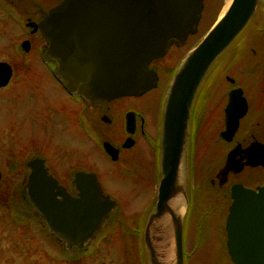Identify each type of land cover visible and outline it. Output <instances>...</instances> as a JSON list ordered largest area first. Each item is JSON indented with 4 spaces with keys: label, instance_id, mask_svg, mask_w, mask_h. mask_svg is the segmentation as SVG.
Masks as SVG:
<instances>
[{
    "label": "water",
    "instance_id": "1",
    "mask_svg": "<svg viewBox=\"0 0 264 264\" xmlns=\"http://www.w3.org/2000/svg\"><path fill=\"white\" fill-rule=\"evenodd\" d=\"M258 3L231 0L182 59L168 86L160 131L157 202L147 229L160 221L164 245L171 243V247L160 260L147 233L152 264H184L185 147L193 99L215 61L252 19ZM203 7V0H61L38 24L47 42L42 57L57 62L55 76L69 93L92 103L140 96L156 85L157 75L149 64L163 57L171 44L183 45L196 32ZM9 75L10 67L0 62V87ZM246 111L242 89L236 88L225 109V139L233 136ZM106 150L112 153L107 145ZM27 167L25 195L49 232L68 249L82 248L103 227L115 202L101 196L94 173L75 175L79 197L74 198L48 173L44 159L32 158ZM232 200L225 223L230 260L264 264V185L257 191L236 185Z\"/></svg>",
    "mask_w": 264,
    "mask_h": 264
},
{
    "label": "flooded vegetation",
    "instance_id": "2",
    "mask_svg": "<svg viewBox=\"0 0 264 264\" xmlns=\"http://www.w3.org/2000/svg\"><path fill=\"white\" fill-rule=\"evenodd\" d=\"M60 1L35 0V3H33L30 0H10L13 5H18L17 7L12 6L16 11L12 16L17 20L15 26L19 28L22 38L18 41L19 55H15L14 63L0 61L10 67L7 83L0 87V91L3 90L4 92V89L13 82L15 72L22 76L21 82H24L30 73H35L36 85L42 82L46 86L45 91H47V88L49 90L53 89L52 93H48L50 96H54L52 101H55V99H57V102L63 100L59 103L60 108L56 109V114L58 117L60 113L62 114L63 118L60 117L59 119L66 126L64 128L66 130L70 129V132L77 138L73 141L64 139L63 143L68 144V146L72 144L74 148H77L79 141L81 145V148H78L81 151L80 155H90L89 151L85 149L86 145H88L87 148L90 147L91 151L95 147L102 150L104 155H117L114 162L121 161L125 169L127 164L122 161L123 159L121 160V155H151L154 165L150 167L149 171H153L159 177L158 181L156 179V189L152 198L146 204L141 201L140 204H142H139L132 213L127 215L120 203L104 190L96 171L88 166L78 168L72 172L73 177L69 180V183L64 185L51 174L45 162L48 173L56 178L67 193L74 198L79 197L75 175L78 172L94 173L102 190L101 196L112 199L115 202V207L103 227L82 248L68 249L57 235L49 232L41 217L36 215V220L40 223L41 228L45 229L59 245L54 255H50L48 252L45 254V249H43L47 260L40 256L39 260H42L40 264H51L52 261H54L52 264H93L100 254L110 251L111 248L114 250L113 264H152V257L149 255L148 244L145 240L147 233L150 243L154 245L157 251L156 257L158 256L159 259H163L167 248L171 247V243L164 245L165 233L162 231L160 221L153 223L150 230L147 229L149 217L156 206L160 180L158 159L165 95L182 59L201 38L192 44L173 68H167L165 65L163 70L169 72L170 76L159 95L157 104L141 103V99L159 89L161 82L160 69L162 68L158 62L166 55L154 59L149 64V69L157 75L154 88L140 96L120 97L107 102L92 103L83 96L70 94L55 77L54 72L57 68V62L51 58L44 59L41 55L47 47V42L39 30L38 24L45 18L48 11ZM196 33L197 30L194 34H190L183 45L171 44L166 53L168 54L170 50L179 52ZM32 49H35L36 56L34 58L36 63L30 61L28 56ZM255 53L256 51L253 49L252 54ZM221 71L222 75L223 70ZM221 75L210 82L209 86L198 89L189 114L185 147L187 211L182 222L184 264H188L187 244L190 226L189 217L192 209L197 207L199 213L204 217L216 215L221 213L222 210L226 212L223 219V239L220 241L224 245L218 249L225 250L228 253L225 223L229 214V207L233 201L232 188L241 185L246 189L257 191L259 187L264 185V88L250 89V93H246V90L236 83V78L229 76H225V80L230 84V87L221 88L218 86ZM236 88L242 89L247 111L240 118L238 128L233 136L227 140L223 137L226 127L225 109L230 93ZM130 99L133 102H130ZM123 101H126V103H119ZM106 145L112 153L107 152ZM45 151L46 148L43 145L40 146L38 151L34 149L35 153L32 152L31 155L37 156L27 160L26 167L28 161L32 158L43 159L38 155H43ZM197 162H199V165L196 164ZM195 167H197L198 172L195 171ZM140 175L138 177L141 178ZM22 198L27 199L25 192H22ZM9 221L13 224L14 218L11 216ZM197 229L199 231V246L203 240L216 241L218 239L212 232L204 233L202 223L199 224ZM199 246L196 249H201ZM210 249L218 250L215 248V244ZM100 259H103V257ZM6 264H14V261L9 260ZM15 264H30V262H17ZM101 264H106V262L101 261Z\"/></svg>",
    "mask_w": 264,
    "mask_h": 264
},
{
    "label": "rangeland",
    "instance_id": "3",
    "mask_svg": "<svg viewBox=\"0 0 264 264\" xmlns=\"http://www.w3.org/2000/svg\"><path fill=\"white\" fill-rule=\"evenodd\" d=\"M203 1L204 7L197 33L179 52L170 50L158 62L162 68L160 69V87L157 91L144 96L141 103H158L159 95L170 76L169 72L163 70L165 65L167 68H173L192 44L196 43L211 27L218 16L226 11L231 2V0ZM30 2L35 3V0H30ZM11 4L10 0H0V61L14 63L15 55H19L18 41L22 36L19 28L15 26L17 20L12 16L15 11L12 6L17 7L18 5ZM253 49L256 51L255 54H252ZM34 51L35 49H32L28 56L30 61L36 63ZM221 70H223L222 75ZM219 75L221 78L218 86L221 88L230 87L225 76L236 78V83L245 89L246 93H250V89L264 88V0H259L252 19L215 61L201 87L209 86L210 82ZM35 79V73H30L26 80L21 82L22 76L15 72L13 82L8 86L9 89L6 87L4 92L0 91V171L2 174L0 180V264H6L9 260L14 261V264L17 262L40 264L42 261L39 260L40 256L47 260L43 249H45V254L48 252L54 255L59 247L37 222L36 211L28 203V199L22 198L29 172L26 162L31 157L37 156L31 155L34 149L38 151L40 146H45L46 151L38 156L45 160L51 174L64 185L69 183L73 177L72 172L78 168L88 166L96 171L104 190L120 203L127 215L132 213L141 201L146 204L152 198L159 177L158 174L149 171L154 165L151 155H121V160L123 159L122 161L127 164H125L126 170L121 161H112L98 148L94 147L91 151L86 145L85 149L90 155H80L79 141L77 148H74L72 144L68 146L63 143L64 139L71 141L77 139L70 129L64 128L66 126L59 119L63 118L62 114L60 113L59 117L56 114V109L63 100L52 101L54 96L49 94L53 92V89L47 88L48 92L45 91L46 86L42 82L36 85ZM129 101L133 102L132 99ZM119 103L124 104L126 101ZM196 164L199 165V162ZM195 171L198 172L197 167ZM225 213L222 210L216 215L204 217L197 207L192 209L189 217L187 244L188 264H234L225 250L218 249L224 245L220 241L223 239L222 228ZM11 216L14 218L13 224L9 221ZM200 223H202L204 233L212 232L218 239L209 240L206 243L203 240L199 246L197 227ZM214 244L217 251L210 249ZM198 246L201 249H196ZM108 252L100 254L93 264H101V261L113 264L114 250L111 248ZM101 257L103 259H100Z\"/></svg>",
    "mask_w": 264,
    "mask_h": 264
},
{
    "label": "bare ground",
    "instance_id": "4",
    "mask_svg": "<svg viewBox=\"0 0 264 264\" xmlns=\"http://www.w3.org/2000/svg\"><path fill=\"white\" fill-rule=\"evenodd\" d=\"M221 15H222V14H221ZM221 15H220V16H221ZM206 242H207V240L205 241V243H206Z\"/></svg>",
    "mask_w": 264,
    "mask_h": 264
}]
</instances>
